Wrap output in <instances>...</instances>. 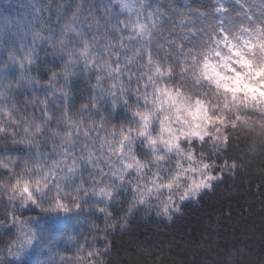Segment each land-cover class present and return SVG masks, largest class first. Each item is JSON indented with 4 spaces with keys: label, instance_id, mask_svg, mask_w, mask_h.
<instances>
[{
    "label": "clouds",
    "instance_id": "9594fccd",
    "mask_svg": "<svg viewBox=\"0 0 264 264\" xmlns=\"http://www.w3.org/2000/svg\"><path fill=\"white\" fill-rule=\"evenodd\" d=\"M0 264H264V0H0Z\"/></svg>",
    "mask_w": 264,
    "mask_h": 264
},
{
    "label": "trees",
    "instance_id": "16d2710c",
    "mask_svg": "<svg viewBox=\"0 0 264 264\" xmlns=\"http://www.w3.org/2000/svg\"><path fill=\"white\" fill-rule=\"evenodd\" d=\"M236 211H243V209H242V208H240V209H237ZM233 214H235V212H234Z\"/></svg>",
    "mask_w": 264,
    "mask_h": 264
}]
</instances>
